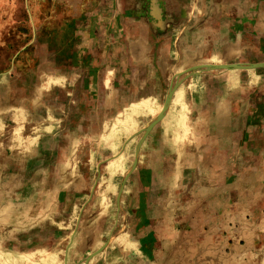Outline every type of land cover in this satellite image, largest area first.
Returning a JSON list of instances; mask_svg holds the SVG:
<instances>
[{"label":"rangeland","instance_id":"rangeland-1","mask_svg":"<svg viewBox=\"0 0 264 264\" xmlns=\"http://www.w3.org/2000/svg\"><path fill=\"white\" fill-rule=\"evenodd\" d=\"M49 219L108 264H264V0H0V264Z\"/></svg>","mask_w":264,"mask_h":264},{"label":"crops","instance_id":"crops-1","mask_svg":"<svg viewBox=\"0 0 264 264\" xmlns=\"http://www.w3.org/2000/svg\"><path fill=\"white\" fill-rule=\"evenodd\" d=\"M51 222L52 223H50V219L46 222L47 228L51 230L53 234V237L49 239L47 245L55 247L60 245L61 248L57 250V252L56 248H50L49 250L42 249V255H39H44L43 257L45 259L41 260V264H108L106 263L107 254L102 253L104 247L102 249L100 248L101 250L99 249L98 252H94L90 255L80 252L79 249H77L79 252H71L72 246L86 244L84 241L82 242L85 238L84 233L79 231L76 225L74 229H72V226H66L64 222ZM54 231L58 232L55 233ZM39 255H37V257Z\"/></svg>","mask_w":264,"mask_h":264}]
</instances>
